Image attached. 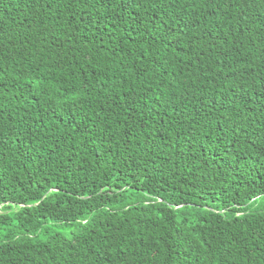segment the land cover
Returning a JSON list of instances; mask_svg holds the SVG:
<instances>
[{"label": "trees", "instance_id": "trees-1", "mask_svg": "<svg viewBox=\"0 0 264 264\" xmlns=\"http://www.w3.org/2000/svg\"><path fill=\"white\" fill-rule=\"evenodd\" d=\"M0 264H264V0H0Z\"/></svg>", "mask_w": 264, "mask_h": 264}, {"label": "rangeland", "instance_id": "rangeland-1", "mask_svg": "<svg viewBox=\"0 0 264 264\" xmlns=\"http://www.w3.org/2000/svg\"><path fill=\"white\" fill-rule=\"evenodd\" d=\"M53 232H57V233H62L64 235H68L70 230L68 227H64V228H60V227H55Z\"/></svg>", "mask_w": 264, "mask_h": 264}]
</instances>
